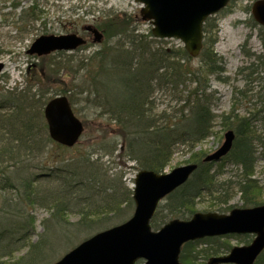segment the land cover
Segmentation results:
<instances>
[{
  "label": "trees",
  "instance_id": "trees-1",
  "mask_svg": "<svg viewBox=\"0 0 264 264\" xmlns=\"http://www.w3.org/2000/svg\"><path fill=\"white\" fill-rule=\"evenodd\" d=\"M39 18L36 5L32 4L20 12L17 21L24 28L26 23ZM140 21L130 15L105 14L96 25L103 34L102 43L88 46L94 48L92 52L76 61L72 56L59 61L73 74L70 82L63 83L57 94L45 97L44 93L34 91V86L21 88L16 84L0 92L1 212L10 217L11 214L21 215L29 206L49 212L41 222L40 234L35 233L34 219L25 214L18 218L19 221L0 218V264L54 262L60 255L56 253L58 247L68 241L69 234L80 228L83 231L102 230L107 228L106 220L122 221L133 210L130 190L126 197L123 194L119 198L116 185L101 188L99 183L102 181L93 174L87 157L70 161L60 159L64 162L49 168V174L33 172L41 168L32 164L33 160L41 159L47 153L48 145L67 150L50 140L43 117L45 104L59 95H66L74 114L82 116L85 131L91 117L105 120L111 129L114 127L112 130L121 142L118 154L134 162L139 171L163 173L175 150L179 147L187 149L190 157L186 163L196 164L197 168L185 184L164 199L162 206L158 205L150 221L152 230L159 229L172 218L188 220L196 212V205L204 199L213 202L212 209L216 206L217 212L226 211L222 207L232 198L234 188L240 195L242 208L262 204L261 187L253 178V168L258 159L257 148H261L264 158V117L258 130L245 116L229 114L222 117L220 126L232 131L234 140L229 153L219 164L203 163L205 155L194 152L196 145L212 134L214 125L215 115L211 112L206 91L207 77L217 75L221 79L223 72L222 59L213 49L218 19L209 17L203 24L202 50L195 68L190 65L193 58L182 47L167 48L162 44L163 40L154 39L150 31L140 32ZM259 40L264 48V28L259 30ZM84 49H87L86 45L76 51ZM62 54L35 57L37 64L31 67L38 72L32 69L33 72L50 83L45 69L53 65L55 55ZM256 57L258 62L264 58ZM157 91L171 92L178 108L157 110L154 97ZM117 146L118 143H114L103 155H112ZM226 164L241 169L236 180H219ZM19 173L22 177H18ZM8 191L16 195L15 204L4 197V192ZM96 195L100 198L94 199ZM81 201L84 204H80ZM122 203L124 208L120 209ZM75 205L82 206L76 211L80 218L71 224L66 217ZM34 235L38 238L32 242ZM219 240L215 237L185 243L179 262L199 264V259L225 254L230 249L229 243ZM200 242L207 247L198 251L195 245ZM23 250L25 252L14 262H1ZM254 264H264V251Z\"/></svg>",
  "mask_w": 264,
  "mask_h": 264
},
{
  "label": "rangeland",
  "instance_id": "rangeland-1",
  "mask_svg": "<svg viewBox=\"0 0 264 264\" xmlns=\"http://www.w3.org/2000/svg\"><path fill=\"white\" fill-rule=\"evenodd\" d=\"M255 1L231 0L225 9L214 16L218 19V23L217 39L213 49L214 53L222 59L223 72L221 75L219 74L221 79H218L217 75L207 77L208 89L206 93L209 95L211 112L215 115L214 125L212 134L204 141L198 143L194 149V152H202L205 156L216 151L223 143V137L226 133V129L220 126L223 116L229 114H237L238 117L245 116L253 121V125L257 130L261 128V118L264 117V58L261 63L257 61L256 56L264 57V48L259 40V30L262 27H259L256 23L253 24L254 21L250 14L251 5ZM32 4L36 5L40 18L32 23H26L23 28V25L17 21L18 15L23 9L28 8ZM140 8L141 5L133 2V0H0V63L4 65L3 72L0 75V92L4 89H11L17 83L21 88L34 86L33 90L44 93L45 97L57 94L63 88V83L67 84V82H70L73 74V71L64 68L63 65L61 66L59 61H64L69 56H72L73 60L76 61L79 57L89 55L94 49L93 47L88 48V46L93 45L91 43L92 38L89 33L84 31V27L88 25L96 27L102 17L110 13L130 15L141 20ZM139 23L138 30L140 32L151 31L152 26L148 22L140 21ZM67 34H75L86 40L87 49L55 55L53 65H50L49 69H45L46 76L51 78V82L47 83L48 81L46 82L45 79L37 75V69L31 67L32 64H37V61L35 57L26 54V51L33 41L40 36H61ZM162 44L167 48L171 46L182 47V44L175 39L163 40ZM244 52L254 56H246ZM190 65L191 68L197 67L198 58H193ZM75 66L74 63L73 68ZM32 69H36V72H33L34 70ZM191 87L188 86V88ZM170 93L169 91L155 92L157 110L178 108L179 104H177ZM78 118L81 120L82 116H78ZM91 119L89 128L86 131L84 130L85 132L80 141L73 148L63 151L53 144L48 145L46 147L47 153L41 159L33 160L34 163L32 164H35L36 167H41L40 170L34 169L33 172L49 174L50 171L48 169L59 163L70 161L73 158L81 159L87 157L91 163V170L94 169L93 174L102 181L99 183L100 187L116 185L119 198L123 194L126 197L128 190L132 193L134 179L139 170L134 162L128 161L125 157H120L121 155L118 154L121 142L119 137L116 136L115 130H112L114 127L111 129L103 119H93L92 117ZM114 143H118L117 150L110 156L103 155ZM261 151V148H257L258 159L254 164L253 178L261 187L260 201L262 202L261 205H264V158L261 157ZM189 157L190 154L185 147L177 148L163 172L167 173L174 168L187 165L188 163L186 162ZM60 159L64 161L61 162ZM219 163L220 161L215 165ZM25 165H27V162H25ZM240 173V168L226 164L223 166L219 180H236ZM18 177H22L20 173ZM3 195L7 200H13L12 204H15V194L8 191L4 192ZM231 197L229 202L222 207L226 209L224 212H217L216 206H213L215 210L212 209L213 202L204 199L203 202L196 205L195 213L228 214L234 208H242L239 199L240 195L235 188ZM98 198H100V195L94 196V199ZM164 202L163 200L159 206H162ZM79 203L84 204V201ZM81 207L75 205L71 208L72 211L66 217L69 223L78 222L80 215H77L76 211L80 210ZM229 207L232 208L228 209ZM122 208H124V203L120 205V209ZM1 210V219L3 217L4 219L19 221L18 218L24 214L27 218H33L35 233L37 234L42 233L41 222L49 215V212L45 209L30 206L22 211L23 214H11V217L4 216ZM132 212L133 210L122 221L128 219ZM4 219L2 220L4 221ZM122 221L108 219L104 223L107 224V228H110ZM165 222H168V220ZM10 225H12V222ZM104 229L106 228L102 230ZM83 230L80 228V231H74L68 235V241L63 242L61 244L63 245L62 247H58L56 253L59 252L60 255L56 259H59L81 241L100 231ZM37 238L38 236L34 235L31 241L34 242ZM217 238L220 239L219 241L228 242L231 249L247 245L244 244L245 241H248L249 244L253 237L226 235ZM69 246L71 247L62 251ZM206 247L207 245L204 242L195 245V249L198 251ZM23 252L25 250L17 252L9 258H4L1 262H14ZM207 260L199 259L197 262L204 264ZM50 263H53V261ZM136 263L143 264L144 261L138 260Z\"/></svg>",
  "mask_w": 264,
  "mask_h": 264
},
{
  "label": "water",
  "instance_id": "water-1",
  "mask_svg": "<svg viewBox=\"0 0 264 264\" xmlns=\"http://www.w3.org/2000/svg\"><path fill=\"white\" fill-rule=\"evenodd\" d=\"M141 4L140 17L148 21L157 39H176L186 53L198 57L202 49L204 21L223 9L230 0H133ZM251 17L264 27V0L255 1ZM92 43L99 44L103 35L86 26ZM86 41L75 34L40 36L26 54L42 57L54 52L73 51ZM4 65L0 63V74ZM47 133L51 141L66 148L75 146L83 132L82 122L74 115L66 96L49 100L43 108ZM221 146L203 162H217L231 149L234 134L227 131ZM195 164L156 174L139 171L134 179V210L125 222L96 233L84 240L53 264H182L179 254L183 244L228 234L253 235L251 243L233 247L228 254L211 257L207 264H253L264 250V205L234 208L228 214L195 213L189 220L173 219L154 232L150 220L159 202L182 186L195 171Z\"/></svg>",
  "mask_w": 264,
  "mask_h": 264
},
{
  "label": "bare ground",
  "instance_id": "bare-ground-1",
  "mask_svg": "<svg viewBox=\"0 0 264 264\" xmlns=\"http://www.w3.org/2000/svg\"><path fill=\"white\" fill-rule=\"evenodd\" d=\"M164 173V172H163ZM162 174V173H161ZM208 262V261H207ZM207 262L206 263H204V264H207ZM254 264V263H253Z\"/></svg>",
  "mask_w": 264,
  "mask_h": 264
}]
</instances>
